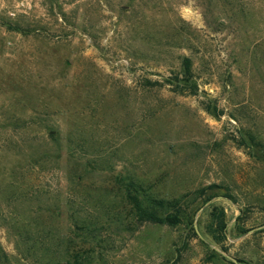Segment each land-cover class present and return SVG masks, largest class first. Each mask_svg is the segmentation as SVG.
I'll list each match as a JSON object with an SVG mask.
<instances>
[{"label": "rangeland", "instance_id": "1", "mask_svg": "<svg viewBox=\"0 0 264 264\" xmlns=\"http://www.w3.org/2000/svg\"><path fill=\"white\" fill-rule=\"evenodd\" d=\"M0 264H264V0H0Z\"/></svg>", "mask_w": 264, "mask_h": 264}, {"label": "trees", "instance_id": "2", "mask_svg": "<svg viewBox=\"0 0 264 264\" xmlns=\"http://www.w3.org/2000/svg\"><path fill=\"white\" fill-rule=\"evenodd\" d=\"M185 67L187 68V66ZM127 198L130 199L134 214L140 222H152L169 226L177 224V217L173 214L160 215L162 210L165 211L168 208H175L174 204L152 200L146 202V205L144 206L141 203L137 202L135 200V196L133 195L128 194ZM221 218H223V215H221ZM224 228L225 225L223 223V220H219V223H217V229L223 231Z\"/></svg>", "mask_w": 264, "mask_h": 264}]
</instances>
